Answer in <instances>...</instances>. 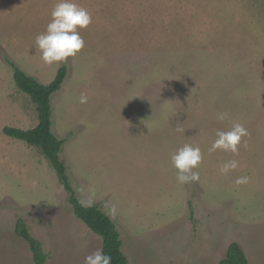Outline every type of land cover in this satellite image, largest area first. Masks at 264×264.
Segmentation results:
<instances>
[{
    "label": "rangeland",
    "instance_id": "obj_1",
    "mask_svg": "<svg viewBox=\"0 0 264 264\" xmlns=\"http://www.w3.org/2000/svg\"><path fill=\"white\" fill-rule=\"evenodd\" d=\"M58 2L0 0V264H32L18 220L45 264H84L101 249L40 148L2 132L38 122L9 62L43 84L66 65L51 96L59 158L79 201L94 193L105 214L116 207L130 264H218L231 242L247 264H264V0H70L92 17L85 46L45 66L34 41ZM233 122L249 132L247 150L208 155ZM185 144L203 161L199 182L181 185L171 155ZM232 159L240 167L220 175ZM240 177L249 182L236 186Z\"/></svg>",
    "mask_w": 264,
    "mask_h": 264
},
{
    "label": "clouds",
    "instance_id": "obj_2",
    "mask_svg": "<svg viewBox=\"0 0 264 264\" xmlns=\"http://www.w3.org/2000/svg\"><path fill=\"white\" fill-rule=\"evenodd\" d=\"M92 23L91 14L70 0H60L56 3L50 13V22L44 33L35 37V48L40 53V60L45 66L60 65L66 63L69 58L77 56L84 48L85 42L79 32L86 30ZM88 98L85 94L79 97L80 104H86ZM227 114H219L217 119L224 121ZM181 134L185 129L179 124L174 129ZM250 136L247 129L239 122H233L228 131L215 132L216 139L208 150V155L216 151L239 155V150L248 148L247 139ZM203 161L201 149L196 146L185 144L171 155V165L177 171L176 180L181 185L198 183L200 176L195 169H198ZM240 167L239 161L232 159L222 164L219 173L228 176L229 173ZM249 182L247 177H240L234 181L236 186H243ZM75 191L83 195V188H76ZM82 207H92L94 193L88 194L87 198L79 201ZM106 214L110 219L116 218V207L105 204ZM84 264H111V257L97 249L87 255Z\"/></svg>",
    "mask_w": 264,
    "mask_h": 264
},
{
    "label": "trees",
    "instance_id": "obj_3",
    "mask_svg": "<svg viewBox=\"0 0 264 264\" xmlns=\"http://www.w3.org/2000/svg\"><path fill=\"white\" fill-rule=\"evenodd\" d=\"M11 64L13 79L19 90L27 93L36 106L37 124L28 129L4 126L2 132L9 137L16 138L40 148L44 157L54 169L57 178L67 194L73 213L81 219L94 233L101 237L103 253L111 257V264H130L121 250V240L114 222L97 205L82 207L71 186L66 167L59 158L64 139L57 138L51 131L52 107L51 96L60 89L66 75V65H61L54 78L47 84L39 82L32 75ZM15 232L22 237L29 246L32 254V264H45V255L40 242L33 237L21 220L15 226ZM218 264H247V259L237 242H231L225 256Z\"/></svg>",
    "mask_w": 264,
    "mask_h": 264
}]
</instances>
